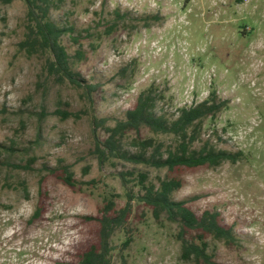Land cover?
<instances>
[{"label": "rangeland", "instance_id": "obj_1", "mask_svg": "<svg viewBox=\"0 0 264 264\" xmlns=\"http://www.w3.org/2000/svg\"><path fill=\"white\" fill-rule=\"evenodd\" d=\"M54 2L53 20L74 28L61 42L73 70L97 87L94 112L107 126L124 119L148 90L170 118L213 91L225 101L204 120L196 146L209 141L243 158L183 169L173 198L198 215L218 212L233 229L235 245L209 238L214 264H264V0ZM27 24L23 0L0 2V264H76L98 241L100 225L89 217H101L107 197L116 196L119 210L128 193L146 192L140 174L157 186L175 173L122 157L99 159L84 89L51 76L45 55L23 49ZM97 135L108 136L104 128ZM135 138H153L163 150L172 144L142 128L140 136L125 135L123 149L138 152ZM67 169L74 187L61 179ZM121 172L128 173L126 186ZM178 231L165 213L156 218L134 198L127 227L111 238L113 264H195L181 259Z\"/></svg>", "mask_w": 264, "mask_h": 264}, {"label": "trees", "instance_id": "obj_2", "mask_svg": "<svg viewBox=\"0 0 264 264\" xmlns=\"http://www.w3.org/2000/svg\"><path fill=\"white\" fill-rule=\"evenodd\" d=\"M2 4H8L11 0H0ZM27 7V31L25 39L21 42L23 49L32 53H41L47 57V68L51 76L58 79L68 80L72 85L84 89L91 111V119L94 125L95 150L102 161L110 157H122L137 164H151L155 167L166 168L169 173L162 179L159 185L150 184L145 181L147 176L140 174V185L146 190L137 197L128 193V200L124 207L116 210L114 197L105 200L101 217H89L96 219L100 225L98 231V241L88 247L76 264H113L112 255L114 247L111 238L117 230L126 228L132 210V200L144 202L153 209V214L159 218L161 213H165L167 219L177 224L179 231L175 235L176 240L181 245V259L184 262H194L195 264H214L213 255L209 252V238L216 241H223L227 245H235L237 236L232 228L221 224L219 213L205 210L200 215L196 214L186 201H177L173 194L178 191L183 180L180 172L186 168H197L203 166L216 167L224 161L235 163L243 158V152H230L219 149L209 141H205L202 146L197 147L196 143L201 139V130L206 118H213L226 105L225 101H218L216 92H211L209 96L194 106H184L179 109L176 118H170L157 110V97L153 91H144L138 97L135 106L128 110L124 119L116 121L112 127L107 126V118H99L94 112L96 86L89 84L80 78L73 70V59L61 42L64 34L70 33L74 28H64L57 24L51 15L54 0H23ZM117 18L125 20L126 14L115 12ZM158 19L157 16H154ZM116 23V22H115ZM114 24L109 26L113 30ZM79 41L77 37H72ZM76 56L79 59L84 57V51L78 50ZM104 128L108 136L101 140L97 135L98 129ZM148 129L152 133L162 134L172 138L171 145L165 150L160 142L156 143L153 138L144 140H133L135 146H139V151L131 153L122 147L123 139L130 131H135L140 136L141 130ZM218 140H221L218 137ZM139 144V145H138ZM166 152V157L164 153ZM61 179L67 185L74 187L75 180L70 172L64 170ZM124 186L128 183V173L119 174ZM134 197V198H133ZM39 216L38 211L33 215V219ZM132 241V237H127L123 245L126 247Z\"/></svg>", "mask_w": 264, "mask_h": 264}]
</instances>
